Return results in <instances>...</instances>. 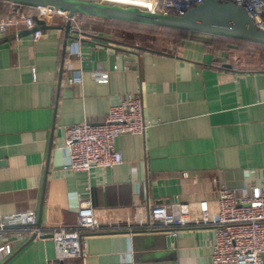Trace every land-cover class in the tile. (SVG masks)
I'll use <instances>...</instances> for the list:
<instances>
[{
  "label": "crops",
  "instance_id": "1",
  "mask_svg": "<svg viewBox=\"0 0 264 264\" xmlns=\"http://www.w3.org/2000/svg\"><path fill=\"white\" fill-rule=\"evenodd\" d=\"M50 24L39 40L0 35H15L0 43V217L34 212L50 230L74 226L87 201L120 214L201 200L215 210L223 186L240 194L249 184L264 187V69L236 67L233 44L193 32L174 48L145 47L83 32L76 22L66 43L67 21ZM76 41L81 55L70 52ZM95 70L109 81L98 82ZM129 93L142 95L153 125L116 139L123 162L65 169L66 128L103 122ZM214 234L210 226L177 236L106 229L87 236L83 257L64 261L51 237L33 238L23 226L0 231V245L13 248L2 264H212Z\"/></svg>",
  "mask_w": 264,
  "mask_h": 264
},
{
  "label": "built area",
  "instance_id": "2",
  "mask_svg": "<svg viewBox=\"0 0 264 264\" xmlns=\"http://www.w3.org/2000/svg\"><path fill=\"white\" fill-rule=\"evenodd\" d=\"M125 3L146 8L162 14H184L205 0H125ZM241 4L253 22L264 29V0H224ZM9 1L5 10L0 9V35L15 31L33 29L37 20L50 23L54 17L69 20L67 11L53 7L31 6ZM72 18V23L77 17ZM93 18V17H91ZM44 29L32 33L33 40H39ZM72 54L81 55V42L70 47ZM68 69L73 65L69 63ZM101 83L109 81V73L103 70L92 72ZM73 82L72 78L68 79ZM153 125L145 116L141 94L129 93L119 102L110 106L103 122L84 121L66 128L65 147L69 151V163L65 169L90 172L93 168H105L123 162L122 153L116 149L115 141L123 134L144 135ZM216 209L208 200L177 203L171 209L164 204L148 205L133 214L97 209L90 201L78 210L74 226H58L44 230L38 226L34 212L0 217V231L10 226H23L36 237H51L56 245L57 257L64 261L85 255L86 239L106 229L129 230L147 229L168 231L177 236L178 230L210 226L215 230L212 247V264H264V187L249 184L240 194L225 186L218 191ZM13 248L7 243L0 245V264L12 254Z\"/></svg>",
  "mask_w": 264,
  "mask_h": 264
},
{
  "label": "water",
  "instance_id": "3",
  "mask_svg": "<svg viewBox=\"0 0 264 264\" xmlns=\"http://www.w3.org/2000/svg\"><path fill=\"white\" fill-rule=\"evenodd\" d=\"M31 6L53 7L67 11L66 43L72 29V18L84 15L104 20L117 19L171 29L187 30L209 35H223L264 44V29L257 26L246 9L233 1L205 0L184 14H162L146 8L115 0H9ZM33 29H25L18 36L28 35L37 29L53 28L44 20H37ZM14 34L0 38V43L11 40ZM225 52L224 56H228ZM231 67V64H226ZM39 225V222H38ZM35 235L33 236V238Z\"/></svg>",
  "mask_w": 264,
  "mask_h": 264
},
{
  "label": "rangeland",
  "instance_id": "4",
  "mask_svg": "<svg viewBox=\"0 0 264 264\" xmlns=\"http://www.w3.org/2000/svg\"><path fill=\"white\" fill-rule=\"evenodd\" d=\"M77 19L76 24L82 28L83 32L102 34L110 37L116 41L128 43L131 45L145 46V47H160L173 48L178 45V42L172 36H154L135 31H130L124 26H118L107 23L104 19L81 17ZM233 51L236 52L237 57L235 65L240 69H264V60L261 55L257 53L255 48L249 47L246 50H238L237 45L233 44Z\"/></svg>",
  "mask_w": 264,
  "mask_h": 264
},
{
  "label": "trees",
  "instance_id": "5",
  "mask_svg": "<svg viewBox=\"0 0 264 264\" xmlns=\"http://www.w3.org/2000/svg\"><path fill=\"white\" fill-rule=\"evenodd\" d=\"M2 2L8 3L9 0H0V4ZM27 11H31V8L28 5H24ZM2 10V9H1ZM109 24H114L118 26H124L125 28L129 29L130 31H135L139 33H144L148 35L154 36H172L176 41L179 43L182 42L183 39L187 37L188 34L193 33L192 31L187 30H179V29H171L165 27H158L149 24H143L138 22H131L125 20H117V19H109L105 20ZM214 37L215 42L220 46H226L227 44H235L238 47V50H246L249 47L255 48L257 53H259L264 60V44L252 42L249 40L237 39L223 35H211Z\"/></svg>",
  "mask_w": 264,
  "mask_h": 264
},
{
  "label": "bare ground",
  "instance_id": "6",
  "mask_svg": "<svg viewBox=\"0 0 264 264\" xmlns=\"http://www.w3.org/2000/svg\"><path fill=\"white\" fill-rule=\"evenodd\" d=\"M115 1H118V2H126L125 0H115Z\"/></svg>",
  "mask_w": 264,
  "mask_h": 264
}]
</instances>
